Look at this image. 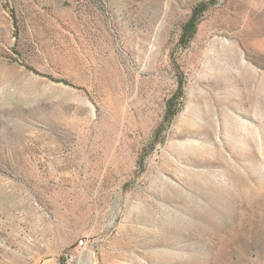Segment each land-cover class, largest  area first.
Segmentation results:
<instances>
[{
	"label": "rangeland",
	"instance_id": "374dc122",
	"mask_svg": "<svg viewBox=\"0 0 264 264\" xmlns=\"http://www.w3.org/2000/svg\"><path fill=\"white\" fill-rule=\"evenodd\" d=\"M0 264H264V0H0Z\"/></svg>",
	"mask_w": 264,
	"mask_h": 264
},
{
	"label": "trees",
	"instance_id": "16d2710c",
	"mask_svg": "<svg viewBox=\"0 0 264 264\" xmlns=\"http://www.w3.org/2000/svg\"><path fill=\"white\" fill-rule=\"evenodd\" d=\"M194 27H195V23H194V20L192 19L189 23H188V25H187V29H189V30H192V31H190L189 32V34H193V29H194ZM175 99H177L176 97H174V98H172L170 101H169V103H168V112H167V114H170L171 115V111H172V107H173V105H172V103L174 102V100ZM175 114V112H173V114L172 115H174Z\"/></svg>",
	"mask_w": 264,
	"mask_h": 264
}]
</instances>
